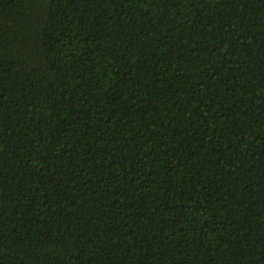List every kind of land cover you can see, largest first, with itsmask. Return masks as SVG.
<instances>
[{
	"label": "trees",
	"instance_id": "16d2710c",
	"mask_svg": "<svg viewBox=\"0 0 264 264\" xmlns=\"http://www.w3.org/2000/svg\"><path fill=\"white\" fill-rule=\"evenodd\" d=\"M0 264H264V0H0Z\"/></svg>",
	"mask_w": 264,
	"mask_h": 264
}]
</instances>
